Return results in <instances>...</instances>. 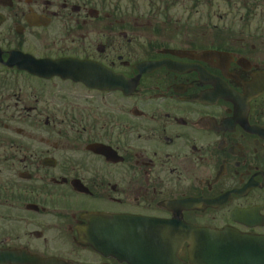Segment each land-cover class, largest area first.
Wrapping results in <instances>:
<instances>
[{
	"label": "flooded vegetation",
	"instance_id": "af4514ba",
	"mask_svg": "<svg viewBox=\"0 0 264 264\" xmlns=\"http://www.w3.org/2000/svg\"><path fill=\"white\" fill-rule=\"evenodd\" d=\"M168 14L115 0H0L4 61L23 51L125 78L120 90H98L14 63L6 78L0 65V252L33 264H127L85 245L105 225L100 215L180 211L192 225L264 237V94L249 93L264 75V41L229 45L227 26L133 20Z\"/></svg>",
	"mask_w": 264,
	"mask_h": 264
},
{
	"label": "rangeland",
	"instance_id": "374dc122",
	"mask_svg": "<svg viewBox=\"0 0 264 264\" xmlns=\"http://www.w3.org/2000/svg\"><path fill=\"white\" fill-rule=\"evenodd\" d=\"M166 2L171 4L169 23H166L165 17L152 18L150 24L156 25L157 28L162 25L178 26L180 30L190 31L203 26H227L229 45L264 41V0H166Z\"/></svg>",
	"mask_w": 264,
	"mask_h": 264
},
{
	"label": "water",
	"instance_id": "95a60500",
	"mask_svg": "<svg viewBox=\"0 0 264 264\" xmlns=\"http://www.w3.org/2000/svg\"><path fill=\"white\" fill-rule=\"evenodd\" d=\"M173 234L174 232L172 228L165 227V241L169 242L170 236ZM260 245L262 247L259 248V252L253 250H246L244 249V246H242L243 253L242 250L235 251L233 253L232 258H224V256L222 255L223 253H216V256L214 258H210L212 259L210 264H264V243H261ZM168 252H173V247H171ZM172 261L177 262L175 260V254L172 256Z\"/></svg>",
	"mask_w": 264,
	"mask_h": 264
}]
</instances>
